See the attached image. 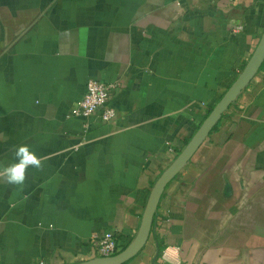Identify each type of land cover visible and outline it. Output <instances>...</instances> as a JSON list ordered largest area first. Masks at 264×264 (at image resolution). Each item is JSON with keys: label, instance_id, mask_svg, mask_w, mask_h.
<instances>
[{"label": "crops", "instance_id": "crops-1", "mask_svg": "<svg viewBox=\"0 0 264 264\" xmlns=\"http://www.w3.org/2000/svg\"><path fill=\"white\" fill-rule=\"evenodd\" d=\"M264 34V0H0V264H74L89 241L142 225L151 191ZM91 78L117 116L73 114ZM125 264H264V64L167 185L149 241Z\"/></svg>", "mask_w": 264, "mask_h": 264}, {"label": "water", "instance_id": "water-1", "mask_svg": "<svg viewBox=\"0 0 264 264\" xmlns=\"http://www.w3.org/2000/svg\"><path fill=\"white\" fill-rule=\"evenodd\" d=\"M264 64V34L262 39L236 81L225 92L221 100L211 110L193 138L179 153L173 163L163 172L155 183L143 216L142 225L134 240L121 252L113 256L95 257L87 261L74 264H125L137 256L149 241L153 230L158 208L167 185L182 171L193 158L202 143L215 129L223 115L252 81Z\"/></svg>", "mask_w": 264, "mask_h": 264}, {"label": "built area", "instance_id": "built-area-1", "mask_svg": "<svg viewBox=\"0 0 264 264\" xmlns=\"http://www.w3.org/2000/svg\"><path fill=\"white\" fill-rule=\"evenodd\" d=\"M118 89V82L107 83L98 78H91L87 83L86 93L73 114L86 119L88 123L95 115H99L105 123L111 122L117 116V108L113 105L112 98ZM170 151L175 155V159L180 153L173 146ZM121 234L118 229H111L101 236L93 237L89 243L96 257L116 255L133 241L125 243Z\"/></svg>", "mask_w": 264, "mask_h": 264}, {"label": "clouds", "instance_id": "clouds-1", "mask_svg": "<svg viewBox=\"0 0 264 264\" xmlns=\"http://www.w3.org/2000/svg\"><path fill=\"white\" fill-rule=\"evenodd\" d=\"M49 157L38 156L27 144L19 145L14 150V162L6 167H0V181L9 185H23L30 168L42 170L44 162Z\"/></svg>", "mask_w": 264, "mask_h": 264}, {"label": "trees", "instance_id": "trees-1", "mask_svg": "<svg viewBox=\"0 0 264 264\" xmlns=\"http://www.w3.org/2000/svg\"><path fill=\"white\" fill-rule=\"evenodd\" d=\"M127 246L124 247V249L126 248Z\"/></svg>", "mask_w": 264, "mask_h": 264}]
</instances>
